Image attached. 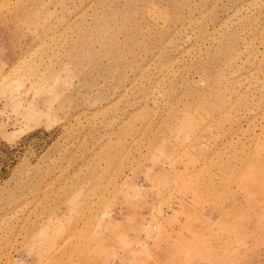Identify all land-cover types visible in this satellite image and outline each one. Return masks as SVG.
Returning <instances> with one entry per match:
<instances>
[{
    "label": "rangeland",
    "instance_id": "374dc122",
    "mask_svg": "<svg viewBox=\"0 0 264 264\" xmlns=\"http://www.w3.org/2000/svg\"><path fill=\"white\" fill-rule=\"evenodd\" d=\"M251 180L264 0H0V264H230Z\"/></svg>",
    "mask_w": 264,
    "mask_h": 264
},
{
    "label": "crops",
    "instance_id": "0c3cea01",
    "mask_svg": "<svg viewBox=\"0 0 264 264\" xmlns=\"http://www.w3.org/2000/svg\"><path fill=\"white\" fill-rule=\"evenodd\" d=\"M259 186L256 182L250 181L246 183L245 188H239L238 190H235L234 195V208L239 213L237 215V219H235L232 224L236 226L239 224L242 228H239L237 230L235 228V235L234 240L237 242V240L242 239V235H247V233L251 232L248 230H255V227H258V230L261 231V229L264 228V201H261V198H259V193L262 191H259ZM220 212H217L218 216H215L214 219H221L223 221L225 220V216L222 215V206L218 207ZM212 215V213H210ZM224 218V219H222ZM228 221V220H227ZM225 226H232L231 221L230 222H224ZM247 230V231H246ZM239 231V233H238ZM228 231H221L219 233H222L223 235H226ZM246 232V233H245ZM244 233V234H243ZM229 234V232H228ZM260 236V235H259ZM264 237V233L262 235ZM261 236V237H262ZM261 237H257V234L254 235L253 238L257 239L255 243L254 239H249L250 241V249L246 251V253H242L236 258L233 262L230 264H264V245L258 242H264V239ZM205 238V237H204ZM224 238V237H223ZM239 238V239H238ZM247 240V239H246ZM235 247V246H234ZM225 250V249H224ZM214 251V250H213ZM207 256L202 255L200 257L197 254H189L186 258V264H214V262L218 259V257L214 258L213 262H208L206 259ZM184 258V257H181Z\"/></svg>",
    "mask_w": 264,
    "mask_h": 264
}]
</instances>
